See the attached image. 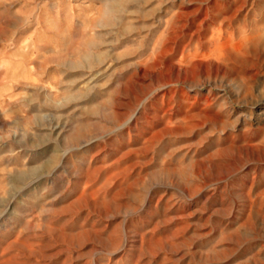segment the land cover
<instances>
[{"label":"rangeland","instance_id":"rangeland-1","mask_svg":"<svg viewBox=\"0 0 264 264\" xmlns=\"http://www.w3.org/2000/svg\"><path fill=\"white\" fill-rule=\"evenodd\" d=\"M0 264H264V0H0Z\"/></svg>","mask_w":264,"mask_h":264}]
</instances>
